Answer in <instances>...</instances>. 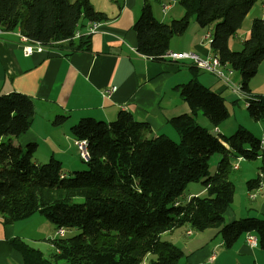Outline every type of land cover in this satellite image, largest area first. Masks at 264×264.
Listing matches in <instances>:
<instances>
[{"label": "trees", "instance_id": "obj_1", "mask_svg": "<svg viewBox=\"0 0 264 264\" xmlns=\"http://www.w3.org/2000/svg\"><path fill=\"white\" fill-rule=\"evenodd\" d=\"M256 1L179 0L183 15L165 23L154 17L149 0H143L133 24L137 51L163 60L170 39L181 35L191 19L200 27L211 26L212 52L222 65L239 73L238 89L249 116L264 121V95L252 93L249 86L264 60V16L252 19L240 49H231L228 43ZM108 19L90 0H0V33L17 27L21 35L43 45L72 41L83 21L93 24ZM77 37L75 49H81L84 36ZM188 69L191 78L177 88L190 113L168 120L178 142L164 134L147 137L149 125L129 112H119L111 121L84 117L70 126L69 133L87 141L89 158L81 160L86 169L68 176L54 158L35 163V143L26 144L22 151L10 145L7 138L28 130L33 105L20 92L0 94V215L9 222L39 212L56 229H80L76 235L66 237L64 232L50 239L51 259L23 239L11 238L9 243L21 254L23 264H178L189 255L160 235L184 225L200 232L215 228L214 237L219 235L227 249L254 233L257 245L264 249V218L247 216L223 223L235 192L230 174L237 158L259 160L257 176L248 179L245 187L250 191L261 186V139L243 127L229 136H216L199 125L194 116L198 111L214 127L227 117V111L223 97L197 80L199 69L194 65ZM66 119L58 115L53 124ZM214 154L221 158L209 175ZM197 181L206 196L194 195L180 204L186 185ZM74 197L82 201H68Z\"/></svg>", "mask_w": 264, "mask_h": 264}, {"label": "crops", "instance_id": "obj_2", "mask_svg": "<svg viewBox=\"0 0 264 264\" xmlns=\"http://www.w3.org/2000/svg\"><path fill=\"white\" fill-rule=\"evenodd\" d=\"M90 1L95 10L105 13L109 19L95 23L90 32L88 29L91 23L82 22L78 31L80 36H84L85 45L81 49H75L79 38L76 36L72 41L45 45L41 51L34 50L25 55L17 27L0 33V94L13 91L25 94L30 97L34 111L28 130L19 136L7 138V141L17 151H22L28 143H35L32 160L43 163L54 158L60 162L65 176L82 167L75 139L69 133L70 126L81 118L111 121L119 112H129L137 121L149 125V131H145L147 137L164 134L175 139L176 131L168 120L182 113H190L177 86L191 78L188 68L194 64L189 60L175 61L168 57L159 61L152 60L137 51L133 24L141 12L143 0ZM149 2L154 17L159 21L168 23L183 15L179 0ZM263 16L264 0H257L241 25L242 28L249 19L242 38L236 41L240 28L229 39V47L241 48L242 41L249 34L252 19ZM211 28L200 27L191 19L181 35L170 39L167 52H192L202 58L209 56L213 53L210 40H205L203 36L207 32L211 33ZM228 68V65L220 67L225 74ZM233 75L231 73L229 79L238 86L236 81L240 79L234 76L233 80ZM197 80L222 97L229 96L227 87L231 86L214 73L199 69ZM249 86L254 94L264 93V60L259 64ZM58 115L67 116V119L62 124L54 125L53 120ZM214 129L218 132L220 130L218 126ZM251 132L258 137L260 128L251 129ZM240 168L239 162L234 170ZM245 190L254 201L253 205L264 214V197L258 194L264 191V176L260 188L248 191L245 187ZM255 191L256 196L253 193ZM197 194L194 193L195 196ZM252 209L257 210L253 206ZM19 223V220L5 222L0 215V264H23L21 254L9 243L14 237L24 240V226ZM175 232L176 229L165 231L162 236L171 233L172 239L169 242L174 244ZM217 236L214 237L213 245L212 242L202 240L195 247L192 245L194 241L185 243V252L189 255L186 261L244 264L246 257H250L251 264H264V257L262 261L258 257L261 252L246 244L245 238L227 249ZM189 245L194 248L190 249ZM215 249H219L215 251V260L209 263L207 258Z\"/></svg>", "mask_w": 264, "mask_h": 264}, {"label": "rangeland", "instance_id": "obj_3", "mask_svg": "<svg viewBox=\"0 0 264 264\" xmlns=\"http://www.w3.org/2000/svg\"><path fill=\"white\" fill-rule=\"evenodd\" d=\"M70 1H73V0H70ZM248 20L249 19H247L246 23H244L243 27L241 28L239 32L238 34L239 38H236L237 42H239V40L242 38V34L245 32V29L248 25ZM233 49L238 50L240 48L236 47ZM232 72L234 73L232 77L233 80H234V76L235 78L240 79L238 72L236 71H232ZM236 83H239V82L236 81ZM231 88L232 86L227 87V93H229V96L226 98L223 97L225 109L227 111V117L223 119L217 125L220 129L219 132L218 130L214 129V126L211 123H209L208 119L205 116H203L201 112L199 111L194 115L196 117L198 124L205 127L209 132H211L212 134L216 136H221V135L229 136L230 134L234 133L238 127H243L249 130L250 132H251V129L260 128V134L259 136L258 135L257 136L261 139L262 129L264 126L263 121L262 120L256 121L249 116L248 111L246 110V105H245L246 100L244 98V94L241 93L239 89L232 91ZM262 95H264V93H262ZM172 140L178 142L179 141L178 135L176 136L175 139H172ZM220 158L221 156L219 154H214L210 158L209 169H208L209 175H212L215 172L217 163ZM238 159L239 158H237L233 162V164L234 163L239 164L240 162L241 168L238 171L233 170L230 174V180L234 183L235 192H234V199L232 203L228 206V208L223 214L224 224H228L236 219L247 217V216L264 218V214H262L260 210L253 205L254 201L250 199L249 196L246 194V190L244 186L245 180L251 177L255 178L257 176L259 160L243 159V160L238 161ZM48 160H46L45 162H47ZM79 160H80V165H82V167L79 170H75V171H82L83 169H86V164L83 163L81 159ZM195 192H198L197 196H206V191L200 181L188 183L186 187L184 188L182 194L179 196L178 201L182 205L185 204L188 201L189 197L194 195ZM190 193L192 194L190 195ZM253 193H255L254 194L255 196L257 195V191ZM258 194L259 196L264 197V191H260ZM68 201L69 202H81L82 198L80 197L69 198ZM252 206L254 207V209H257V210H253ZM17 220H19L20 222L19 224H21V226H24V232L22 231V234L24 236V241H26L29 245L40 250L45 258L51 259L54 253V247L50 243V239L54 237L55 226L39 212H35L26 218L16 219V221ZM188 230L190 231V234L187 233ZM79 232H80V229L79 230L74 229V230L67 231L66 237L76 235ZM215 232H216L215 228H208L200 232V231H195L191 229V227L188 225H184L183 227L176 229V232L174 233L175 234L174 244L177 247H179L184 252L185 255H187L188 252H185V245H186L185 243L189 241L190 242L194 241V244L192 245L195 247L199 245L202 240V241L212 242V245H213ZM253 234L254 233H252V236H255ZM161 239L165 241H170L172 239L171 233H167L163 235ZM217 239H221L219 235L217 236ZM193 246L189 245V247H191L190 249L194 248ZM255 247H256L257 252H261V253H258V257L260 261H262L264 257V249H261L258 245H256ZM218 250L219 249H215V250H212V252L216 253ZM246 258L247 259L245 260L244 264H251L250 257H246ZM186 259L187 258L185 256L182 257L179 260L178 264H187L188 261H186ZM207 261L209 262V256L207 258ZM189 262L192 263V261H189ZM202 263L205 264V262H202ZM209 263H213V262H209Z\"/></svg>", "mask_w": 264, "mask_h": 264}, {"label": "built area", "instance_id": "obj_4", "mask_svg": "<svg viewBox=\"0 0 264 264\" xmlns=\"http://www.w3.org/2000/svg\"><path fill=\"white\" fill-rule=\"evenodd\" d=\"M94 24L95 23L91 24L90 29H88L89 32L92 31ZM78 35H79V33L76 32L75 36H78ZM18 36L20 38V41L22 42L21 45H22L23 52L25 55L31 54L34 50L41 51L45 47V45H43L39 42L31 41L21 34H18ZM203 37L205 40H210L211 33L207 32ZM165 57H168V58L175 60V61L176 60H189L197 68L214 73L218 78L224 80L230 86H232V88L234 90H236L235 84H233L231 82V80L229 79V75L231 73H233L232 72L233 70L231 68H228L227 73L225 74L220 69V67H222V64L220 63V61L214 60V53L210 54L209 56L202 58V57H199L198 55H196L192 52H167L165 54ZM83 142H84V139H75L74 140V143H77V151H78L79 157L81 158L82 161H83V155H82V143ZM260 143H261L262 147H264V128H263V134H262ZM64 232H65V230L63 228H57L55 230L54 237H62V236H64ZM187 233L190 234V231L188 230ZM245 242L249 246L255 247L257 245V238H256V236H252V235L248 234L245 238ZM214 258H215V253L212 252L209 255V261H214Z\"/></svg>", "mask_w": 264, "mask_h": 264}, {"label": "bare ground", "instance_id": "obj_5", "mask_svg": "<svg viewBox=\"0 0 264 264\" xmlns=\"http://www.w3.org/2000/svg\"><path fill=\"white\" fill-rule=\"evenodd\" d=\"M18 34H20V33L18 32ZM214 60L219 61L216 54H214ZM235 89L238 90L237 85H235ZM75 146L77 148V143H75ZM82 155H83V161L86 162L89 158V151H88L87 141L85 139H84V142L82 143ZM232 167H233V169L236 168L237 163H234ZM209 262H213V261H209ZM141 264H144V262H142Z\"/></svg>", "mask_w": 264, "mask_h": 264}]
</instances>
